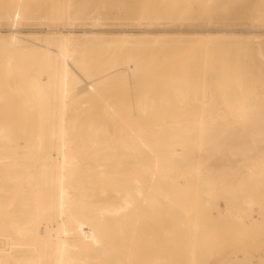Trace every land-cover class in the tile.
Segmentation results:
<instances>
[{
  "label": "bare ground",
  "instance_id": "obj_1",
  "mask_svg": "<svg viewBox=\"0 0 264 264\" xmlns=\"http://www.w3.org/2000/svg\"><path fill=\"white\" fill-rule=\"evenodd\" d=\"M82 1L37 0L42 7L36 11L43 13L35 16L30 7L35 0H14L0 6V19L11 30L32 17L68 24L90 22L92 30L105 29L111 17L99 11L98 0H94L99 4L96 8L78 7ZM160 1L159 7H151L147 0L151 5L138 10L147 16L138 18L149 24L163 20L192 24L216 15L215 6L220 5L216 12L226 14L236 3L184 0L171 16L172 6L167 5L171 0ZM210 3L217 4H211L212 14ZM122 8L119 13L128 16L137 7ZM253 11L261 13L254 21H264V6ZM48 30L53 33L43 39L42 49L19 45L17 33L0 34L2 41L9 39L8 48L2 50L5 56L0 54L4 56L0 67L4 74V79L0 76V264H193L208 238L197 230L199 223L211 228L226 224L228 215L236 222L243 217L233 208L227 209V215L217 208L220 217L213 216L204 205L220 198L233 205L242 197L237 205L244 212L264 207L259 199L264 194V70L251 65L254 55L251 64L247 60L240 64L230 52L223 54L220 49L221 54L213 46L209 49L214 53L206 50L186 64L174 60L170 71L152 76L148 60L163 58V45L143 54L132 50L115 56L114 63L94 64L102 53L93 50L100 47H90L91 42L74 35L68 36L74 47H68L63 29ZM254 44L249 46L255 49ZM243 49L234 50L242 51L235 55L248 58ZM66 53L89 80L87 86L66 66ZM38 59L41 63L34 62ZM34 64L39 66L33 69ZM154 76L164 86L152 84L157 82ZM142 77L149 80L148 85L139 82ZM128 79L138 81L137 90H114L116 82ZM116 93L126 96V101L117 105L111 99ZM18 96L33 109L35 119L14 103ZM85 99H97L100 109L88 112ZM83 101L86 108L80 105ZM126 107V114L119 111ZM177 112L192 115L183 125ZM163 225L170 230L161 233ZM179 240L183 248L176 246ZM210 246L217 253L225 249L222 242L212 241Z\"/></svg>",
  "mask_w": 264,
  "mask_h": 264
},
{
  "label": "rangeland",
  "instance_id": "obj_2",
  "mask_svg": "<svg viewBox=\"0 0 264 264\" xmlns=\"http://www.w3.org/2000/svg\"><path fill=\"white\" fill-rule=\"evenodd\" d=\"M13 1L14 0H0V6L1 5L2 6L8 5L9 3L13 2ZM15 1H18V0H15ZM36 1L37 0H35L34 4H33V2L30 4V7H32V6L34 7V8L32 7L33 8L32 10H33V13H35L33 15H35V16L39 15V14L41 15L43 13V12H37L36 11L42 7V3L38 4V3H36ZM38 1H40V0H38ZM85 1H86V5L84 6ZM85 1H82L80 3L78 2L77 6L78 7L83 6V8H85V7L88 8V6L96 8L99 5L98 3H100L102 6L99 5V7H98L99 11H102L103 15L111 17V19L106 21L107 24H106L105 29L92 30L91 29L92 26L90 27V24H89L90 22L88 23L89 25L86 22H84V24H83V22H81V21H77V22H80V24L75 22V23H77L76 25H74L75 23H72L73 25L69 23L70 24L69 25L68 23H65V22H59L57 20L54 21L51 18L49 20H42L41 21V19H35L32 17L29 20H25V22H23L21 24L22 27H21V25L19 27L15 26V28H18L16 30H11L9 28L10 26H9L8 22L6 20L4 21L3 19H0V34H5L6 36H9L12 32L17 33V35L19 36V39L22 40V42L20 40L19 45L21 44V45H25V46H34L36 49H42V47H44V44H45L44 43L45 41L43 39L46 37L49 38V36L53 33V31L48 30V28H51V27L60 28V31L63 29L61 32L63 33L64 43L68 47H74V44H75L73 39L68 38L69 35H72V36L74 35L75 37L78 36V38L81 36L80 39H82V40H84L83 38H85L84 42L85 41L91 42L90 47H96V46L100 47V50H99V48H97V49L95 48L93 50L94 54L95 53H102L100 56L98 55L99 57H97V59H95L94 64L97 61H103L105 64L114 63V61L116 60L115 56H119V57L125 56V54H127L128 52L129 53L132 52V50L134 53H142L143 54L147 51H150L151 48L154 49L156 46H157V48H159V45L161 47L163 45L164 50L161 53L163 55V58L149 59L148 60L150 63L149 64L150 67L148 70H150V68L152 67V69L150 70L152 76L153 75L157 76L158 74H163L164 71L165 72L170 71L172 69V64H174L173 62H175L174 60H176L175 63L182 62V63L186 64V62L190 59V57L200 56V54H202L206 50L208 51V53L209 52L214 53L213 50L212 51L210 50L213 48V46H214V49L215 48L218 49V50L216 49L218 52H220V49H223V52L225 51L223 54H227L230 52L229 56L235 57L234 61H236V60H237L236 62L240 61L239 62L240 64H243V60H247L248 63H250V62L252 63V60H253L254 65L250 63L253 67L254 66L257 68L260 67L262 70H264V58H263L264 57V21H254V18L257 15H260L261 13H259L258 11H256V12L253 11L254 9L257 10V8L263 7L264 6V0H236L235 1L236 3L235 4L233 3V9H232L233 12L231 10L229 11L230 13L228 12L230 14V16L229 15L226 16V14H228V13L225 14V12H221V11L216 12V11H218L216 9L217 8L219 9L220 5L218 4L219 7H217V6L214 7V5L216 3L214 5H213V3H210L209 4L210 6L209 5L207 6L208 9L211 11V14H212V12H214V10H215V12L213 14L217 15L219 13L218 17L216 15H213L214 18H213V16L209 17L210 19L207 17H206V19L201 18L198 21L197 20L192 21V24H191V22L187 23V22H181V21H176V20L175 21H171V20H169V21H167V20L166 21L165 20L156 21L153 24H149V22H147L145 20H140L138 18V17H140V15L142 16V14L143 15L147 14V12L144 10H143V12L141 11V14H139V11H138L139 9L141 10V8L142 7L145 8V6L147 8L151 4H152L151 7H155V6L159 7L160 5H158V4H160V2H161L160 0H154V1L150 0L151 4H149V5L147 3H145L147 0H143V2H142V0H131L132 2H130V0H124V2H123V0H121L120 3H119L120 0H100V1H102V3L98 0L97 4H95L96 0L95 1L94 0H90V1L85 0ZM88 1L91 4L87 3ZM108 1H110V2H108ZM183 1L184 0H175V1L171 0V5H170V3L167 4L169 6H172L173 10L170 12L171 16H172V13L174 12V10H175V12L173 13L174 15H176L178 13V10L180 7L177 9L176 6L178 5L179 2H180V4H182L181 2H183ZM216 1L218 3L220 0H216ZM5 2H7V4ZM106 2H107V4H106ZM126 2H127V4H126ZM156 2H157V4H155ZM123 3H124V5H122ZM137 3L142 4V6L140 7L139 6L140 4L137 5ZM105 4H106V7H104ZM112 4H115L116 8L114 5L112 6ZM211 4H212V7L215 8L214 10L211 7ZM34 5H36V6H34ZM47 5H48L47 7L49 8L51 6V3H48ZM128 5L131 6L133 9H135L137 7L135 13H132V14L127 13L128 16L130 15V18L132 16V18L134 20L133 19L130 20L129 18H127L128 16H125L126 12H124V14H123V11H121V13H122V15H121V13H119L120 11H118L120 7H121V9H124V8H122V6L127 7ZM111 6L114 8H112ZM178 6H181V5H178ZM109 8L110 9L112 8V11L113 10L114 11L113 12L110 11ZM176 9H177V11H176ZM115 11H117V12L115 13ZM111 12L115 15L109 14ZM197 12L198 11H195L194 14ZM49 13H50V11H49ZM208 13H209V11H208ZM117 14H118V16L121 17V21H118V19L120 20V17L118 18ZM134 14H135V16H134ZM136 14H139V15L136 16ZM123 15L127 19H129L130 21H126V22L122 21V20H127ZM113 16L117 17V20H115ZM144 16H147V15H144ZM122 17H124V18L122 19ZM135 17H137V18H135ZM212 18H213V20H212ZM225 18L226 19L229 18V19L225 20ZM135 19H137V20H135ZM208 19H209V21H208ZM85 24H86V26H84ZM93 34H96V35H93ZM92 36H97V37H92ZM88 37H89V39H88ZM94 38H95V40H94ZM8 40L9 39L6 38L5 39L6 42H4V40L2 41L0 39V54L4 53L3 54L4 56H5V52H3V51H6L5 49L8 48V43H7ZM243 41L244 42L246 41L245 44H243L244 43ZM168 43H173L172 46L174 48L175 47L178 48L180 51L178 49L176 50V48L175 49L172 48L171 45H170V48H168L167 46H164L166 44L168 45ZM234 44H235L234 50H236V49L242 50L243 48H245V49H243L244 50L243 51L244 57H245V53L249 57L243 58L242 57L243 54L242 55L238 54V56H240V57L236 56L235 53L236 54L242 53V51L240 52L238 50L239 52H235L233 50V47H232ZM239 44L240 45L242 44L241 47L245 46V45H246V47L241 48L239 46ZM251 44L255 45V49H253L254 46H252ZM258 44H260V47L256 48V46ZM225 45L227 46L228 49L226 48ZM249 45H251L253 48ZM147 46H149V47H147ZM143 47H145V48L143 49ZM52 48H53L52 51H55L56 48L55 47H52ZM122 48H123V50H121ZM157 48H155V49H157ZM137 49L140 52H138ZM173 49H174V51H172ZM230 49H231V51H229ZM256 49H261V50L258 51ZM25 50H26V52H29V51H27L28 49H25ZM216 50H215V54L219 55ZM253 50H255L254 53L251 52ZM195 51H196V53H195ZM256 51H258V53H257L258 55L256 54L257 56L255 55ZM123 52H124V54H123ZM259 52L261 53L260 54L261 57L259 56ZM220 53L222 54V51ZM248 53H250V54H248ZM189 54H190V56H189ZM251 54H252V56H251ZM3 55L0 56V59L2 58V60H0L1 61L0 67L3 65V62H4V60H3L4 56ZM183 55H185V56H183ZM253 55H254V57L256 56L258 58H254ZM250 58H252V60ZM241 59H242V63H241ZM256 59H258L257 60L258 63H256V61L254 62V60H256ZM34 62L35 63L36 62L41 63L40 60L34 61ZM64 62L66 64V66L68 67V69L72 70L76 74V76L81 80L82 84H85V86H87L89 84V82H88L89 80L86 79V77L74 65L72 57L69 53H66L64 55ZM245 62L246 61H244V63ZM38 66L39 65L34 64V65H31V68L35 69ZM2 68H3V66L1 67V69ZM1 69H0V71H1ZM153 69L156 71V73H152L154 71ZM157 71H158V73H157ZM1 72H0V76L4 79V76H2L4 74L3 73L1 74ZM150 72H149V74H150ZM155 76H154V78L157 82H154L152 84L158 85L161 82ZM263 76H264V74L261 75L262 79L264 78ZM128 78H130V76H128ZM154 78H151V79H154ZM161 79L165 80L164 78H161ZM147 81H149V80L145 79L144 77L139 78L140 83L145 82V83H143L144 85H148V83L146 84ZM261 81H263V83H264V79ZM131 84H132V86H131ZM136 84L138 85V81L135 83V81L133 80V82L130 83L129 79H128L125 83H124V81H122V83L116 82L114 84L115 85L114 87L116 89H114V88L113 89L117 90V91H123V89H126V88L128 89V87L129 88L133 87L134 89L137 90L139 85L137 86ZM160 86H164V85L161 83ZM126 98H127L126 96L124 97V96L120 95L119 93H116L115 97H113V96L111 97L112 100L114 99V101H116L117 105H119V102H121V100H123V99H125V101H126ZM85 100L88 102L90 109H88V107L85 106V105H87V104H85V101H83L84 103L83 102L80 103V105L84 104L81 106H82V108L87 107L86 110H88V112L94 113L100 109V108H98L100 106L99 105L100 103L97 99H95V102H94V100H90V99H85ZM23 101H25L23 99V97H19V96H18V99H16V98L14 99V103H16V105L20 108L21 112H23L24 114H27V116L31 117L32 120L35 119L36 116H35V114H33V112H34L33 109H29L27 106H25ZM97 103H98V106H97ZM91 105H93V106L91 107ZM80 110L82 111L81 108H80ZM119 111L120 112L123 111V113L126 114L128 112V107H126L124 110L119 109ZM1 113H3V112H1V109H0V114ZM181 114H183L184 116L183 115L181 116ZM203 114L206 115V113H204V112H203ZM176 115L178 116V118H180L183 121V125H184V124H186V121L190 119L192 113L177 112ZM31 124L34 126L33 122ZM259 199L260 200L263 199L262 201H264V194H260ZM228 201L229 200H226L223 198L222 199L220 198L217 201L215 199V201L212 200L210 202V204H207L204 206L207 209H209L207 212H209V211L212 212L213 216H215L217 214L218 217H220V213H217V208H221L223 210L224 215H227V213H229L228 212L229 210L227 211L228 208L230 210L233 208V210L235 209L234 213L240 212V214L243 216L242 220H239V221L237 220L238 222H236L232 216L228 215V216H226V221H225L226 224H221V225L220 224H213L211 228H207V226H203L202 224L199 223V225L197 226V230L200 232L202 230L203 232H201V234L205 233L208 238H207L206 242L204 243L205 244L204 247H206L205 250L202 251L201 256H196L194 259H192L193 264H233V263L234 264H236V263L237 264H264V212H263L264 207L254 206L253 210L255 212L250 211V209H248V211L244 212L243 211L244 209L242 210L241 206L237 205L238 203L243 202L242 197L240 199H238L236 202H231V204H233V205H228V203H229ZM224 202L225 203L228 202V203L225 204ZM263 205H264V203H263ZM232 206H235V207H232ZM242 208H243V206H242ZM245 210H246V208H245ZM200 225H201V227H200ZM185 227H186V225L184 226V228ZM166 230H170V227H168L167 225L161 226V233L162 232L164 233V231H166ZM212 241H215L218 245L222 242L223 244H225V249L217 253L215 251V247L210 246ZM176 246L183 248L184 243L179 240V242L178 241L176 242ZM184 255H186V253ZM260 256H261V258H260ZM229 257H231V259H230L231 261L229 260ZM185 258L188 259V257H185ZM143 261L148 263V260L146 257H143ZM185 264H190V262H186Z\"/></svg>",
  "mask_w": 264,
  "mask_h": 264
}]
</instances>
